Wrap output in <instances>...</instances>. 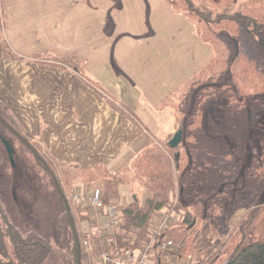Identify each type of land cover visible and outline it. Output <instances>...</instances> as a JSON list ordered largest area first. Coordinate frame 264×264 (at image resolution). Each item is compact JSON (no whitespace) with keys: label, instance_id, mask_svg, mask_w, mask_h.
<instances>
[{"label":"crops","instance_id":"obj_1","mask_svg":"<svg viewBox=\"0 0 264 264\" xmlns=\"http://www.w3.org/2000/svg\"><path fill=\"white\" fill-rule=\"evenodd\" d=\"M68 55L104 91L59 65L56 57ZM215 57L193 19L169 0H0V100L51 158L89 175L75 182L84 193L100 185L89 181L99 169L122 174L151 139L175 131L176 116L163 105ZM120 191L121 209L147 195L129 183ZM89 212L99 217L90 224L93 244L108 247V218Z\"/></svg>","mask_w":264,"mask_h":264},{"label":"trees","instance_id":"obj_2","mask_svg":"<svg viewBox=\"0 0 264 264\" xmlns=\"http://www.w3.org/2000/svg\"><path fill=\"white\" fill-rule=\"evenodd\" d=\"M169 1L173 8L179 12L184 13L183 10H189L197 19L203 22V25H199V23L198 27L196 26L201 37L202 28L211 31L213 27H220L222 34L232 39L234 54L231 58H228L229 60H225V69H227L230 77L221 84V87L228 89L232 86L235 93L247 96L254 103H259L264 111V55L256 58L250 56L249 61H247L243 46L244 42L253 38L255 34L264 33V0H250L242 11L236 13H224L226 7L235 0H204L207 3L205 4L206 8L196 6L193 0ZM180 3L185 6L184 9H180ZM204 40L214 46L215 41L212 37ZM236 42H238L240 49L238 56L236 55ZM56 60L59 61V65L60 63L70 65L74 70L85 75L94 88L98 91H104L97 80L86 75L81 64L77 63L73 56L56 57ZM217 61L219 59L216 55L215 59L192 78L190 88L199 84L202 78L207 77L209 75L207 72L214 70L218 65ZM229 78L232 79L231 85L227 83ZM168 105V102L165 103L163 108H167ZM173 105L172 102L169 107L175 109L177 120L182 124L183 141L180 146L173 148L170 146L168 139L153 138L135 158V168L143 174L147 195L144 201H141L139 196L135 195L133 201L121 210L120 229L111 233L114 244L107 249L110 263L128 247L136 251H145L147 245L151 244L149 251L155 254V264H163L161 261L162 256L158 250L163 237L168 236L169 241L179 246L180 258H192L194 264H217L220 260L218 254L220 248H210L206 245L202 239L199 225L202 223L212 231L218 230L222 226L224 216L233 213L238 208L240 201L252 198L254 195L259 198L264 193V146L262 144L251 147V159L247 165L240 163L237 156L227 150L223 151L222 154L210 151L205 158L206 160L198 163L194 157L198 151H195L193 142L198 141L197 137L200 133L199 115L203 114V107L196 108L193 106L197 114L193 113L194 120L187 125L186 129L183 120L180 119L182 113L177 112ZM115 108L123 116L131 117L120 106L115 105ZM206 114L203 116V128L205 129L206 126H210L207 123L208 120L211 122L210 118L205 117ZM223 118L226 119L225 114ZM0 121L2 122H0V126L4 125L14 129L21 126L14 113L3 100H0ZM214 121L216 120L212 122ZM227 121L228 119L225 123H228ZM249 126L253 127L254 125ZM207 131H210V129H207ZM230 133L231 131L227 133V137ZM185 134L188 136L186 137ZM25 135L26 156L30 159L26 164L27 177L30 180L33 179V175L45 174L49 177V185L58 191L60 200L62 199L59 216L56 213L53 215L50 213L49 219L55 230L68 231L71 234L72 242L68 253L64 251L63 243H60L57 247V240L51 238L47 233L34 234L31 237L32 239H28L27 244H24L25 239L22 242L21 239L16 241L15 235L12 234V232H15V227L9 224L5 228H0L3 233L0 236L1 251H4L5 248L8 249V245L6 247L1 243V240L9 237V247H11V254L14 258L12 264H61L59 259L69 264L73 263L74 260V264H76V240L72 227L73 221L81 244V264H97L96 254L89 253L83 244L85 239L97 237L88 230V222L90 223L88 209L83 210L78 205L77 208L74 207L76 204L71 199V202L69 201L65 191V188H71L75 185V182H80L82 179L80 176H84L85 179L82 180L86 181L89 175H83L85 171L76 170L81 168L75 167L73 164L48 156L43 161V166L39 168L34 166L31 159L36 155L44 159L42 157L44 152L40 144H38V149L34 147L31 142L33 137L28 132ZM3 136L8 139L6 135ZM250 137L248 136V138ZM17 142L18 144L21 143L18 138ZM11 143L15 153V144ZM230 143H233V141ZM186 158L189 159V162L185 166L184 160ZM11 168L13 166L10 163L8 167L4 166L3 171L7 173L9 171L11 175ZM102 170L103 168L99 169V176L89 177V181L90 183L98 181L99 186L103 189L104 203L110 204L120 197V188L124 184L127 170L122 174L114 175H104ZM62 193L68 199L70 215ZM162 210L177 215L178 220L163 234H158L154 232L152 227V218ZM217 230L212 234L216 235ZM221 236L223 238L219 240L218 246L223 244L225 233ZM230 245L232 247L229 255L219 264H264V235H254L251 226L250 228H244L238 235L234 236Z\"/></svg>","mask_w":264,"mask_h":264},{"label":"rangeland","instance_id":"obj_3","mask_svg":"<svg viewBox=\"0 0 264 264\" xmlns=\"http://www.w3.org/2000/svg\"><path fill=\"white\" fill-rule=\"evenodd\" d=\"M193 2L196 6L206 8L205 4L207 3L204 0H193ZM249 2L250 0H235L231 5L226 7L224 13L240 12ZM179 6L180 9L185 8L182 3H180ZM220 9L223 11L222 8ZM183 12L193 19L197 27L199 23V25H203V22L197 19V17L193 15V13L189 12V10H183ZM202 37L203 39H210L211 37L214 39L216 55L219 59V61H217L218 65H216L214 70L212 69L211 71H208L207 74L209 75L202 78L199 81L200 83L196 86L190 88L192 83V81H190L189 84L179 91V94L177 93L176 96L171 97L168 103L171 104L173 102V106L176 108V111L182 113L180 115V119L183 120L182 122L184 123L186 129L187 125L194 120L193 113L197 114L193 109V106L196 108L203 107V114L199 115L198 125L200 127V133H198V141L193 142V145H195V151H198L194 156L197 159L196 162L200 163L206 160L205 158L208 156L210 151L222 154L223 151L227 150L228 152L234 153L240 163L247 165L251 159V147L260 144L264 146V111L259 103H254V101L250 100L247 96L235 93L232 86L228 89L221 87V84L225 82L228 77H230L227 69H225V63L229 60L228 58H231L234 54V43L232 39L223 35L220 27H213L211 31L202 28ZM243 46L245 49L244 54L247 55V57L244 55V58L246 57L247 61H249L248 59L250 56H254V58H256L264 55V33L255 34L253 38L244 42ZM230 83L232 84V79ZM251 97L253 96L251 95ZM174 110L172 109L171 111L177 119V113H175ZM249 111L252 113V122H250L248 117ZM204 114H206L205 117L211 119V122L208 120L207 123H209L210 126H206V129L203 128ZM224 114L226 119H228V123H225L226 119L223 118ZM213 120L216 121L212 122ZM252 124L254 125L253 127L249 126ZM175 126L177 127H175V131L171 133V135L169 134L170 136L166 138L168 141L173 137L176 130L182 126V124L177 120ZM207 129H210V131H207ZM230 131L231 133L227 137V133ZM3 134L13 140L16 151L21 153V146L18 144L17 140L14 139L10 133L5 132L4 130ZM187 136L188 135H186V137ZM248 136L251 137L248 138ZM31 141L37 145L40 144V142L34 137ZM232 141L233 143H230ZM43 152L46 156L50 157L44 150ZM19 157L20 156L16 155L15 159H17V165L11 171L10 176H12V179H9V182L14 187H21L22 173L21 164L19 163V160L21 159ZM188 162L189 159L186 158L184 160V165L186 166ZM135 167L136 163L133 162L127 169L124 184L129 183L132 187H134L135 192L141 197L146 193V188L144 185L143 174ZM133 173H137V176H131ZM32 178L33 179L30 180L26 175V186H31V188L26 187L25 191V198L27 201L26 217L24 221L25 223H21L22 230L30 232L31 234L47 233L51 238H55L57 240V247L60 243H63L64 251L68 253L71 245L70 243L72 242L71 234L68 231L55 230L52 226L51 220L49 219L50 213L51 215L56 213L59 216L61 212L62 199L60 200L58 191L49 185L50 180L47 175H33ZM77 186L74 185L71 188H65L69 201L73 193L78 190ZM12 201L14 202V200H12L11 190L9 193V199L6 201L8 202L10 209L13 204ZM32 202H34V206L30 204ZM76 206L77 205H74V207ZM80 208L83 210L87 209L83 207ZM14 210L16 218L21 222V195L18 197ZM29 210H32V212H30V214L33 215L32 218L29 216ZM87 212L90 217L88 230L92 234V226L90 225L91 220H97L99 217L92 218V213L89 212V210H87ZM92 212L96 217V212ZM199 226L202 233V239L205 241L206 245L210 246V248H220L218 253L220 260L217 263L219 264L229 255L232 247L230 244L234 236L238 235L244 228H250L251 226L253 228L254 235H264V193L259 198L257 195H254L252 198L240 201L238 208L233 213L231 212L230 214H226L224 216L221 228H218V230L215 229L217 230L216 235L212 234L215 230L212 231L208 226H205V224L201 223ZM223 233H225V239L223 240V244L218 246L219 240L223 238V236H221ZM9 256L13 258V255L10 252ZM59 260L61 264H69L68 262L61 261L62 259ZM97 262L99 261H96V263ZM71 264H74V260Z\"/></svg>","mask_w":264,"mask_h":264},{"label":"built area","instance_id":"obj_4","mask_svg":"<svg viewBox=\"0 0 264 264\" xmlns=\"http://www.w3.org/2000/svg\"><path fill=\"white\" fill-rule=\"evenodd\" d=\"M103 189L101 186L94 188L91 194L81 192L79 190L75 191L72 195L74 203L80 207L87 208L94 212H98L106 216L109 220V230L111 233L117 232L121 225V209L117 202H111L110 204H105L103 200ZM178 216L168 212H163L160 218L159 224L156 228L153 227L154 232L158 234H163L165 230L171 227L175 222H177ZM106 228H101L97 230V235L102 236ZM108 230V231H109ZM112 237V234H110ZM89 253H95V259L97 264H155V254L150 252L151 244H148L145 251H136L131 247H128L124 252L119 253L117 258L113 259L111 263L109 262V255L107 249L114 244L112 237V244L106 248H100L93 244L91 238H87L83 242ZM159 253L161 254V261L163 264H194L195 262L192 258L182 259L179 256V246L171 241H169L168 236H164L162 242L159 246Z\"/></svg>","mask_w":264,"mask_h":264},{"label":"flooded vegetation","instance_id":"obj_5","mask_svg":"<svg viewBox=\"0 0 264 264\" xmlns=\"http://www.w3.org/2000/svg\"><path fill=\"white\" fill-rule=\"evenodd\" d=\"M0 130H1V132H0V228H5L9 224L13 225L15 227V232H12V234L15 235L16 241L21 239V242H22L23 239H25L24 244H27V240L28 239L31 240V237L34 234H31L30 232L23 231L22 225H21V223L25 221V217H26V202H27L26 198H25L26 197L25 196L26 187L31 188V186H26V183H25L26 175H27L26 164H27L28 159H29V157L26 156L27 152L25 151V145H24L25 144L24 143V141H25L24 135L26 134V131L21 126H20V128L18 127L16 129H14L11 127L10 128L6 127L4 125L0 126ZM3 130L7 133L12 132L11 135L13 134V138L16 140L18 138L21 141V143L19 144L21 146V153H19L17 151H15V153H14L13 144L11 143L13 141H11L10 137H8V139H7L3 136L4 135L2 133ZM4 140H7L8 143L11 145V149L13 151L12 158L9 154V151L7 150V146L4 142ZM33 145L36 149H38L37 144L33 143ZM43 154L44 155H42V154L41 155H42V157H44V159L40 158L37 155L31 159V162L33 161L34 166H36L38 168L40 166H43V161H45V159L47 157L45 153H43ZM16 155L20 156L19 158L21 159V160H19V163L21 164V173H22L21 187L12 186L11 183L9 182V179H12V176H10L9 171H8V173L6 171H3L4 166L8 167V166H10V163L13 166V168H11V170L16 167V165H17V159H15ZM38 158H40V159H38ZM63 185H64V182H63ZM64 188H65V185H64ZM11 190H12V200H14V202L12 201L13 204L11 205V209H10L8 202H6V201H8V199H9V193ZM17 190L19 193L17 192ZM19 195H21V222L16 218V213L14 210V206L17 203ZM63 197H64V194H63ZM70 199L74 203L72 197ZM30 204L33 205L34 202H32ZM30 212H32V210H29V216H31V218H32L33 215L30 214ZM2 235H3V233H2V231H0V236H2ZM9 242H10L9 237H6L4 240H1V243H3L6 247L8 245V249L5 248L4 251H1V248H0V259L2 260L3 264H12L14 262V258H11V256H9V252L11 253V247H9V245H10Z\"/></svg>","mask_w":264,"mask_h":264},{"label":"water","instance_id":"obj_6","mask_svg":"<svg viewBox=\"0 0 264 264\" xmlns=\"http://www.w3.org/2000/svg\"><path fill=\"white\" fill-rule=\"evenodd\" d=\"M236 46H237L236 55L238 56L239 55V50H240L238 42H236ZM230 82H231V78L228 79L227 83L230 84ZM251 114H252L251 111H249V120H250V122H252ZM183 136H184V131H183L182 126H180L176 130V132L174 133L173 137L169 140L170 146L173 147V148H177L178 146H180L182 141H183ZM4 142H5L6 146H7V150L9 151V154H10V156L12 158L13 151L11 149V145L8 143L7 140H4ZM64 201H65L68 213L70 215L71 211H70V206H69L68 199L64 197ZM72 227H73L75 240H76V264H81V244L79 242V239H78V236H77V233H76V230H75V225H74L73 221H72ZM0 264H3L1 259H0Z\"/></svg>","mask_w":264,"mask_h":264}]
</instances>
